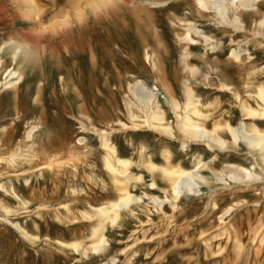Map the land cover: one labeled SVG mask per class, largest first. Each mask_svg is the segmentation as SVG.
<instances>
[{"label": "rangeland", "instance_id": "374dc122", "mask_svg": "<svg viewBox=\"0 0 264 264\" xmlns=\"http://www.w3.org/2000/svg\"><path fill=\"white\" fill-rule=\"evenodd\" d=\"M68 1L35 0L34 18L24 12L28 3L0 0V46L22 40L24 33L35 37L37 51L24 65L12 64L10 47L0 55V264H264V165L258 153L242 142L234 151L194 143L184 148L166 91L171 88L183 107V81L189 79L207 127L238 125L243 114L236 94L256 107L254 94L264 85V0L257 12L241 10L243 30L222 23L197 0ZM77 6L81 20L73 16L68 27L56 21ZM188 23L212 41L195 37L197 44L186 43ZM209 44L219 45L218 51ZM234 48L245 50L241 60L231 55ZM184 49L195 72L183 62ZM10 66L24 74L17 90L1 86ZM139 80L157 93L153 101L159 100L176 139L120 124L131 125L129 108L144 116L139 108L147 90L131 91ZM256 123L264 129V121ZM102 129L118 155L132 160L128 187L143 201L123 211L115 225L106 222L105 252L86 255L66 243L88 246L101 220L95 207L119 194L105 167ZM220 133L232 141L227 130ZM164 149L172 153V164L185 168L207 162L201 173L209 183L201 192L173 200L169 181L145 162L163 164ZM227 163L251 169L254 178L218 180L215 172L227 173ZM156 195L166 202L155 203Z\"/></svg>", "mask_w": 264, "mask_h": 264}, {"label": "bare ground", "instance_id": "6f19581e", "mask_svg": "<svg viewBox=\"0 0 264 264\" xmlns=\"http://www.w3.org/2000/svg\"><path fill=\"white\" fill-rule=\"evenodd\" d=\"M21 1H23L24 3H28V5H26L25 8L27 11L24 10L25 13L32 14L33 17L35 16L34 18H36L39 15V10L38 7L36 6L35 0H21ZM261 1L263 0H197V3L200 7H202L205 10L214 9L217 12V14H219L222 17L223 19L222 23L228 26L235 27V29L243 30L245 29L244 28L245 24L240 15L241 10L257 12L258 4ZM70 2L74 3L72 0L68 1V3ZM146 3L157 4L161 2L150 1ZM22 5L24 6V4ZM20 6L21 5H19L18 7L20 8ZM229 9H232L234 11V15L232 19H230V17L228 16ZM66 11H64V13L61 14V17H58V20L56 19V21H59V23L64 27H68L71 25L72 20L70 22V19H72L73 16L76 17L77 20H81L82 16L84 15L83 11L78 6L73 9L71 15H69L68 12ZM87 13H85V16H88ZM85 19H87V17ZM259 24L263 25L264 19L261 20ZM22 37L23 39L20 41H5L0 46V55L4 52V50L7 47H10L12 49V64H17L19 61H21L23 65L24 63L28 64L30 62H33L31 60L35 56V53H37L36 45H35L36 43L35 37L24 33ZM195 37L203 38L205 39L206 42L212 41V38L206 33H204V31H202L192 23H188L186 27V32L182 36V39L186 43L197 44L198 40ZM209 45L211 46L213 52L218 51L219 45H214V44L213 45L209 44ZM46 46L49 48L50 45L48 46L47 44ZM244 52L245 50L243 49L234 48L231 52V55L234 58L236 57L237 60H241L242 56L244 55ZM189 53L190 52H188L187 50L185 53L186 57L183 56L184 57L183 62L186 65V67L189 68V70L195 72L196 69H193V67H191L188 62V55H190ZM2 60L0 57V70H2L1 69V67L3 66L2 64L5 65V63H3ZM5 72H6L5 81L1 83V86L3 85L6 88H15L17 90L19 81L21 80L22 75L24 74L19 70L15 69L14 66L13 67L10 66L8 69H6ZM183 82L185 84V102L183 104L184 105L183 107L180 101L174 96L173 92L170 90L171 88H167L166 91L168 94V102L177 118L178 130L180 134L183 136L182 142L184 148L188 144L194 143V144H203L214 152L217 150L234 151L235 149H237V147H239V144L242 142L247 145V147L250 149V152L252 154H255V152L258 153L259 156L258 159H260L262 165H264V129L256 123V121H260V120L264 121V85H259L257 88V92L254 94V97L256 98V102H257L256 107L252 106L247 100L242 99L239 93L236 94L237 98L240 100V107L243 114V118L238 125L236 126L232 125L228 121L223 123L215 122L213 127L209 128L207 127L208 115L205 112L201 111L200 105H202V103L198 98L199 96L197 97L194 88H192L191 85L189 84V79H186ZM222 89L226 90L228 89V86L223 84ZM140 90H147V95H145L141 99L142 108L138 107L139 109L142 110L144 116L135 114L133 110L129 108L128 111L131 119V125H128L123 122H121L120 124H122L125 128L126 127L128 129L132 128L134 130H139L142 127H148L150 130H156L161 132L171 140L176 139L177 135L175 134L172 126L167 123L165 110L158 102L159 100L153 101V99L157 97L156 96L157 93L149 90L145 86V84L139 80L136 81L134 84H132L131 91L133 94H137L138 91ZM205 121L207 122L204 123ZM34 128L35 127H32L31 131ZM224 130H227L231 134L232 141L227 140L226 138L223 137V135H221L220 132ZM109 134L110 133L105 129H102L99 132L101 147L106 152V155H104L105 167L109 172L113 174L119 194L117 198L110 200L107 204L95 207L96 214L101 217V220L99 224L94 226L93 234H92L93 240L92 242H90L88 246H81V244L78 241H72L70 243H66L67 245L74 246L77 250H79L82 247L81 249L86 255L90 250H94L98 253L105 252L109 244L105 234L106 222L108 220H111L112 223L115 225V223L121 217L123 211L130 209L132 204L140 203L143 201L142 196H137L132 191H130L128 187V183L132 178V174L130 171V166L133 163L132 160L128 157H121L118 155L117 147L115 144L111 142L109 138ZM28 136L30 137V131L28 132ZM162 153L165 160L163 164H157L151 160H147L145 162L150 171L152 172L160 171L161 174L164 176V178H166L169 181L171 185V189L173 191V196H172L173 200L180 199L181 195H184V193L198 194L199 192H201L202 184L209 183L208 178L201 173V170L207 167V162H203L202 159H199L197 163H195L194 167L185 168L178 163L172 164L171 159L173 155L169 149H164ZM217 156L218 155H216V157ZM214 159L215 156L211 159V161H213ZM257 163L259 164L258 161ZM226 170L228 171L227 173L223 171L215 172L216 176L218 177V180L226 182L228 181L227 178H229L234 182L243 183L246 182V178L251 179L254 176L251 169L238 163H227ZM141 178H142L141 175L137 176L138 180H140ZM152 185L158 186L156 182H153ZM151 198L154 200L155 203H157L160 206L166 202V200L161 199L157 195L152 196ZM233 207L234 206L231 207L229 206L227 209H225L222 217L224 215L229 214ZM17 227L21 231V233L26 235V237L30 236L22 226L17 224ZM113 261H115V259H113ZM110 263H111L110 261H107L104 262L103 264H110Z\"/></svg>", "mask_w": 264, "mask_h": 264}]
</instances>
